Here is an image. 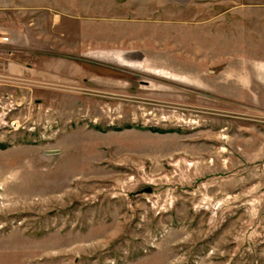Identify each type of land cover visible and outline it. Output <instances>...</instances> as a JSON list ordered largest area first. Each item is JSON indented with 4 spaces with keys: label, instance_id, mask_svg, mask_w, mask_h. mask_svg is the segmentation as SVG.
Instances as JSON below:
<instances>
[{
    "label": "rangeland",
    "instance_id": "obj_1",
    "mask_svg": "<svg viewBox=\"0 0 264 264\" xmlns=\"http://www.w3.org/2000/svg\"><path fill=\"white\" fill-rule=\"evenodd\" d=\"M118 3L0 70V264H264V0Z\"/></svg>",
    "mask_w": 264,
    "mask_h": 264
},
{
    "label": "crops",
    "instance_id": "obj_2",
    "mask_svg": "<svg viewBox=\"0 0 264 264\" xmlns=\"http://www.w3.org/2000/svg\"><path fill=\"white\" fill-rule=\"evenodd\" d=\"M94 4L122 11L118 0H0V70L19 74L37 70V41L43 36L51 41L58 28L87 27Z\"/></svg>",
    "mask_w": 264,
    "mask_h": 264
},
{
    "label": "built area",
    "instance_id": "obj_3",
    "mask_svg": "<svg viewBox=\"0 0 264 264\" xmlns=\"http://www.w3.org/2000/svg\"><path fill=\"white\" fill-rule=\"evenodd\" d=\"M2 39H3V41H6V38H2ZM9 84H12V82L10 81V77L8 78L7 76L0 75V89L3 88V87L8 86ZM12 110L9 109V110H7L6 113H8V112H10ZM2 113L4 114L5 112H2Z\"/></svg>",
    "mask_w": 264,
    "mask_h": 264
},
{
    "label": "bare ground",
    "instance_id": "obj_4",
    "mask_svg": "<svg viewBox=\"0 0 264 264\" xmlns=\"http://www.w3.org/2000/svg\"><path fill=\"white\" fill-rule=\"evenodd\" d=\"M15 124V123H14ZM16 125V124H15Z\"/></svg>",
    "mask_w": 264,
    "mask_h": 264
}]
</instances>
